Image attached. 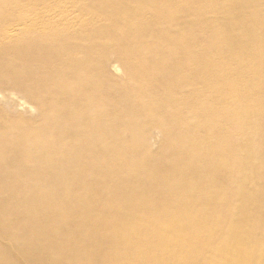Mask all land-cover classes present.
I'll return each mask as SVG.
<instances>
[{
  "label": "bare ground",
  "instance_id": "1",
  "mask_svg": "<svg viewBox=\"0 0 264 264\" xmlns=\"http://www.w3.org/2000/svg\"><path fill=\"white\" fill-rule=\"evenodd\" d=\"M258 229L264 0H0V264H264Z\"/></svg>",
  "mask_w": 264,
  "mask_h": 264
},
{
  "label": "rangeland",
  "instance_id": "2",
  "mask_svg": "<svg viewBox=\"0 0 264 264\" xmlns=\"http://www.w3.org/2000/svg\"><path fill=\"white\" fill-rule=\"evenodd\" d=\"M256 217L257 216L254 213L247 215V218H249V219H256ZM244 227L247 228L248 224L242 226L241 228L244 229ZM233 230L234 229H232V230L229 229V230H227V232L228 231L232 232ZM251 238L255 243L251 244L252 246L249 248L248 254H246L247 255L246 257L253 259V260H257V261L260 259L262 261H264V242L262 241L260 244H258V243L256 244V240L258 238L264 240V229L263 230L258 229L256 231L251 232ZM205 255L207 256V258H209V264H215L213 258H215L216 256H219L220 254L216 255V252H214V251L209 252L208 251L207 253H205ZM231 260H232L231 263L236 264L237 259H231ZM254 263H256V262H254ZM261 263L263 264V262H261Z\"/></svg>",
  "mask_w": 264,
  "mask_h": 264
}]
</instances>
